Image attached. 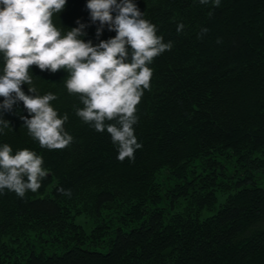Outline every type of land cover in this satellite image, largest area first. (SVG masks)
Here are the masks:
<instances>
[{
    "label": "trees",
    "instance_id": "16d2710c",
    "mask_svg": "<svg viewBox=\"0 0 264 264\" xmlns=\"http://www.w3.org/2000/svg\"><path fill=\"white\" fill-rule=\"evenodd\" d=\"M133 2L173 45L148 65L133 125L142 147L120 161L110 134L76 115L67 71L32 65L73 139L42 148L23 102L3 112L0 145L34 151L48 174L23 198L0 191V264H264V0ZM86 4L67 0L53 24H85L93 45L114 37L107 25L97 37Z\"/></svg>",
    "mask_w": 264,
    "mask_h": 264
},
{
    "label": "clouds",
    "instance_id": "9594fccd",
    "mask_svg": "<svg viewBox=\"0 0 264 264\" xmlns=\"http://www.w3.org/2000/svg\"><path fill=\"white\" fill-rule=\"evenodd\" d=\"M67 0H0V53L3 68L0 74V125L11 126L3 112L23 102L28 116H22L23 126L42 148L63 149L73 137L64 129L68 116L59 117L51 101L53 93L37 94L29 74L32 65L41 71L56 73L61 69L68 75L64 81L70 94H78L83 107L76 115L89 123L97 132L110 134L118 146V159H134L135 151L142 147L137 142L133 125L137 123L136 105L145 89L150 88L153 59L166 50L172 42L158 36L156 26L143 18V13L133 0H87L93 23L99 37L103 26L116 35L93 45L81 37L85 24L78 23L62 34L52 22ZM219 7L221 0H200ZM115 13V15H113ZM184 28L179 24L177 31ZM202 29L201 34L207 33ZM27 84L25 94L22 85ZM114 121V123H105ZM0 128V132L3 131ZM43 158L27 148L13 154L10 145H0V191L7 189L21 198L28 190L41 187L47 176L42 167ZM63 192V189H59Z\"/></svg>",
    "mask_w": 264,
    "mask_h": 264
}]
</instances>
